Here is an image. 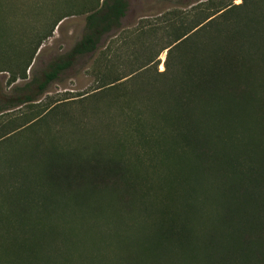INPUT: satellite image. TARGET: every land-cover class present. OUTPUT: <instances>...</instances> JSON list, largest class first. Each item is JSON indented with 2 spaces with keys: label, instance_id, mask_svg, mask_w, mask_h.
Masks as SVG:
<instances>
[{
  "label": "trees",
  "instance_id": "1",
  "mask_svg": "<svg viewBox=\"0 0 264 264\" xmlns=\"http://www.w3.org/2000/svg\"><path fill=\"white\" fill-rule=\"evenodd\" d=\"M206 1L144 23L149 53L133 72L113 73L119 59L95 61L100 86L88 114L29 111L0 127V264H264V0H215L211 14L195 5ZM84 6L81 39L40 78L27 81L40 44L8 73V85L25 83L0 104V123L93 64L122 29L126 0ZM31 150L40 157L24 169L20 152ZM40 184L46 201L35 195ZM58 188L96 190L110 208L84 215L81 228Z\"/></svg>",
  "mask_w": 264,
  "mask_h": 264
},
{
  "label": "rangeland",
  "instance_id": "2",
  "mask_svg": "<svg viewBox=\"0 0 264 264\" xmlns=\"http://www.w3.org/2000/svg\"><path fill=\"white\" fill-rule=\"evenodd\" d=\"M88 1H92L94 5L97 0H0V71H3L0 73V104H4L9 98H15L18 94L14 93L12 89L21 87L25 83V81L17 80L12 85L7 84L10 78L8 73L15 71L16 64L19 66L22 55H31L33 49L40 44L27 70V81H29L32 77L40 78L52 62L62 58L81 39L85 26V10H87L84 5ZM126 1L128 10L121 21L122 29L117 32V36L104 40L103 45L93 57V64L90 62L82 67H75L73 71L66 73L59 82L52 84L48 92L41 96L38 101L6 112L0 127L9 122L11 126L14 121H19V119L21 121V118L29 111L38 113L44 109L50 111L49 113L52 115H56V119L74 117L82 112L88 114L95 103L92 95L99 91L95 90L100 86L96 82L97 77L92 74L94 68L101 67L95 61L99 62L98 60L102 56H107L115 62L119 59V63L111 66L113 73L128 74L133 72L144 61L141 56H144L146 52L149 53L143 47L144 42L149 44L151 40L141 35L142 31L144 32V23H158V20L162 19V15L166 13L182 12L184 8L188 10L187 6L197 0ZM214 1L210 2L209 0L195 5H204L206 12L211 14L215 5L219 7ZM240 2L241 0L235 1L233 4L238 5ZM62 9L66 10L63 11ZM65 12H69L70 15L61 20L54 28L51 37L47 38L56 19ZM160 38H162L161 33H158L154 40ZM114 42L115 44H112ZM151 53H157V48ZM166 57L167 50L159 54L157 58V70L159 72L164 70ZM134 76L135 74L123 81ZM111 78H116V75L112 74ZM130 82L127 84L132 85ZM32 90L36 91L35 87H32ZM34 107L36 108L33 109ZM56 119H51L49 124L51 127L61 129L60 124H56ZM30 153L31 156H25L20 152V159L25 162L24 169L29 168V161L37 163L40 157V152L35 153V150H31ZM74 160L78 161L79 158L75 157ZM35 180L37 181V178ZM34 192H38L35 195L46 201L47 194L44 193L45 190L42 189L41 184ZM55 192L63 197L60 199L62 203L70 206L67 216L79 219L77 225L80 227L81 218L84 215L100 216L110 208L109 200L100 196L96 190L58 188ZM66 230L65 227L55 229L56 232ZM142 238H144V232L137 233L129 246L120 250L122 257L125 255V258H130L129 255L132 254L130 249L133 250L136 240ZM141 257L144 259V253L141 254ZM136 264L138 263L136 262ZM140 264L142 263L140 262ZM161 264H168V262L163 261Z\"/></svg>",
  "mask_w": 264,
  "mask_h": 264
},
{
  "label": "crops",
  "instance_id": "3",
  "mask_svg": "<svg viewBox=\"0 0 264 264\" xmlns=\"http://www.w3.org/2000/svg\"><path fill=\"white\" fill-rule=\"evenodd\" d=\"M102 1H103V0H100V3H102ZM160 1H161V0H160ZM189 7H190V6H187V8H189ZM184 10H186V9L184 8Z\"/></svg>",
  "mask_w": 264,
  "mask_h": 264
}]
</instances>
